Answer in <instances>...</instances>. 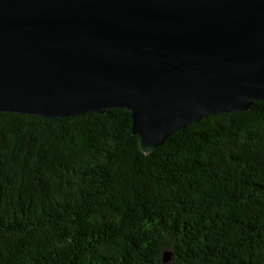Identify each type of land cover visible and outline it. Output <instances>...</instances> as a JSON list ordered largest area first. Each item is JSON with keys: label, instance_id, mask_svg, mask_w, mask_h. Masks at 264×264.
<instances>
[{"label": "trees", "instance_id": "trees-1", "mask_svg": "<svg viewBox=\"0 0 264 264\" xmlns=\"http://www.w3.org/2000/svg\"><path fill=\"white\" fill-rule=\"evenodd\" d=\"M264 264V102L144 153L129 113L0 114V264Z\"/></svg>", "mask_w": 264, "mask_h": 264}, {"label": "water", "instance_id": "water-1", "mask_svg": "<svg viewBox=\"0 0 264 264\" xmlns=\"http://www.w3.org/2000/svg\"><path fill=\"white\" fill-rule=\"evenodd\" d=\"M255 101L264 0H0V114L125 110L147 154Z\"/></svg>", "mask_w": 264, "mask_h": 264}]
</instances>
